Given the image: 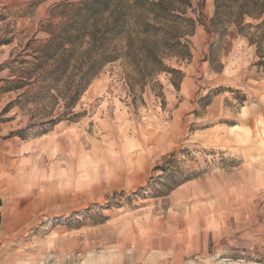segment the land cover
<instances>
[{"label": "rangeland", "instance_id": "obj_1", "mask_svg": "<svg viewBox=\"0 0 264 264\" xmlns=\"http://www.w3.org/2000/svg\"><path fill=\"white\" fill-rule=\"evenodd\" d=\"M101 1L0 0V264H264V0Z\"/></svg>", "mask_w": 264, "mask_h": 264}, {"label": "trees", "instance_id": "obj_2", "mask_svg": "<svg viewBox=\"0 0 264 264\" xmlns=\"http://www.w3.org/2000/svg\"><path fill=\"white\" fill-rule=\"evenodd\" d=\"M220 1H223V0H220ZM258 1L260 2L261 0H255L254 5H257ZM215 3H216V11H217L219 5H221V4H219V0H215ZM221 3L223 4V2H221ZM106 4H107V0H104V1L100 2V5H106ZM150 5L151 6H157L156 3H151ZM263 13H264V8H262L261 10H258L256 12H253V11H247V12L245 11L244 12L243 10H240V12H238L236 14V18L240 20V19H242V17L244 15H248L251 18L258 19V18H260L262 16ZM240 32H242V31L240 30Z\"/></svg>", "mask_w": 264, "mask_h": 264}, {"label": "bare ground", "instance_id": "obj_3", "mask_svg": "<svg viewBox=\"0 0 264 264\" xmlns=\"http://www.w3.org/2000/svg\"><path fill=\"white\" fill-rule=\"evenodd\" d=\"M4 229V228H3Z\"/></svg>", "mask_w": 264, "mask_h": 264}]
</instances>
